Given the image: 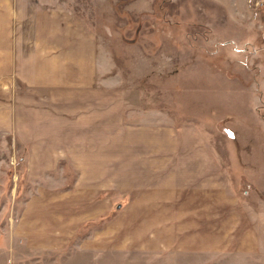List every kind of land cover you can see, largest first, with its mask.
Segmentation results:
<instances>
[{"label":"crops","instance_id":"0c3cea01","mask_svg":"<svg viewBox=\"0 0 264 264\" xmlns=\"http://www.w3.org/2000/svg\"><path fill=\"white\" fill-rule=\"evenodd\" d=\"M80 23L70 0H0V117L26 171L13 230L23 246L213 255L250 252L255 238L258 248L264 225L238 213L200 130L128 110L122 76Z\"/></svg>","mask_w":264,"mask_h":264},{"label":"rangeland","instance_id":"374dc122","mask_svg":"<svg viewBox=\"0 0 264 264\" xmlns=\"http://www.w3.org/2000/svg\"><path fill=\"white\" fill-rule=\"evenodd\" d=\"M70 1L122 76L127 109L196 126L238 213L264 225V0ZM7 118L0 117V264H264V237L258 248L250 241V252L213 255L29 251L13 231L26 171Z\"/></svg>","mask_w":264,"mask_h":264},{"label":"trees","instance_id":"16d2710c","mask_svg":"<svg viewBox=\"0 0 264 264\" xmlns=\"http://www.w3.org/2000/svg\"><path fill=\"white\" fill-rule=\"evenodd\" d=\"M111 216H112V214L108 215L106 218L108 219V218H110Z\"/></svg>","mask_w":264,"mask_h":264}]
</instances>
